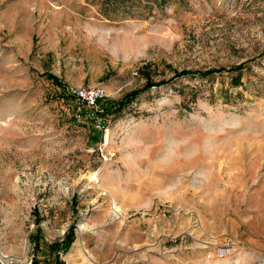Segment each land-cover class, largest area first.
I'll list each match as a JSON object with an SVG mask.
<instances>
[{
  "label": "rangeland",
  "instance_id": "obj_1",
  "mask_svg": "<svg viewBox=\"0 0 264 264\" xmlns=\"http://www.w3.org/2000/svg\"><path fill=\"white\" fill-rule=\"evenodd\" d=\"M72 225L65 264H264V0H0V264Z\"/></svg>",
  "mask_w": 264,
  "mask_h": 264
},
{
  "label": "trees",
  "instance_id": "obj_2",
  "mask_svg": "<svg viewBox=\"0 0 264 264\" xmlns=\"http://www.w3.org/2000/svg\"><path fill=\"white\" fill-rule=\"evenodd\" d=\"M241 68L240 66L234 67L230 70H238ZM223 70L219 71L222 72ZM214 72H217L216 70H208L203 72V75H211ZM191 71L188 70H184L182 72H179L177 75L179 76H183V75H188L190 74ZM48 79L53 80V82H55L58 85H62L59 77L53 75V74H48L47 75ZM148 78V82L147 84L140 89H136L133 90L131 92H129L128 94H126L122 99L118 100V101H113L112 103H106L105 101H107V99H105L103 101V115H110L113 113H120L122 112L123 109H125L130 103H132L133 101H135L143 92L151 89L153 86H159V85H163L168 83L171 80H162L159 82H154L151 81L149 77ZM37 235H32V239L35 242V246L37 247V249H40V238L38 236V234L41 232V227L40 225L38 226V228L36 229ZM75 239V226L72 225L69 230L66 232L64 238L62 240H57L54 241L52 243H49L47 245V252L49 253V255L53 256L52 260H47V261H41L39 260L37 257H35L32 261V264H65V261L62 260L61 258V252H67L68 249L70 248L71 244L73 243Z\"/></svg>",
  "mask_w": 264,
  "mask_h": 264
},
{
  "label": "built area",
  "instance_id": "obj_3",
  "mask_svg": "<svg viewBox=\"0 0 264 264\" xmlns=\"http://www.w3.org/2000/svg\"><path fill=\"white\" fill-rule=\"evenodd\" d=\"M107 93L103 86L83 87L75 91V100L80 109L77 116L92 122L99 127H105L106 119L103 115V101Z\"/></svg>",
  "mask_w": 264,
  "mask_h": 264
}]
</instances>
